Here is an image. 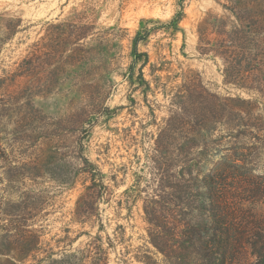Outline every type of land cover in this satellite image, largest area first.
<instances>
[{
	"label": "rangeland",
	"instance_id": "rangeland-1",
	"mask_svg": "<svg viewBox=\"0 0 264 264\" xmlns=\"http://www.w3.org/2000/svg\"><path fill=\"white\" fill-rule=\"evenodd\" d=\"M225 4L0 0V264H143L137 257L147 255L167 264L149 242L145 213L178 210L176 146L169 141L164 160L157 152L171 110L157 85L180 86L189 72L213 92L239 96L236 123L255 126L231 140L221 137L224 120L212 126L201 177L238 170L224 186L238 232L227 264H264V97L225 85L222 61L197 50L200 22L226 14ZM73 24L94 25L80 42L84 53L70 43ZM149 29L140 49L150 54L151 90L139 87L138 73L134 85L124 76L131 40ZM85 158L98 173L92 190ZM99 232L103 241L92 243Z\"/></svg>",
	"mask_w": 264,
	"mask_h": 264
},
{
	"label": "trees",
	"instance_id": "trees-1",
	"mask_svg": "<svg viewBox=\"0 0 264 264\" xmlns=\"http://www.w3.org/2000/svg\"><path fill=\"white\" fill-rule=\"evenodd\" d=\"M223 8L226 14L208 13L200 22L198 53L201 57L222 61L225 85L257 92L264 97V0H227ZM182 18L183 14H180L171 24L177 26ZM93 26L71 25L74 30L70 43L79 45L82 53L80 42L94 34L90 33ZM151 32V29L137 32L131 40V62L128 75H124L134 85L138 73L139 87L146 86L150 90L151 81L145 78L144 71L151 58L148 51L140 49V44L146 45ZM158 84L157 87L162 86L170 99L171 110L166 127L159 134L157 152L163 158L161 152L169 141L176 146L172 163L177 173L172 188L173 195H177L174 202L178 210L173 215L163 214L155 208L159 204L155 200V207H145L149 242L164 256L167 264H227L236 248L238 232L231 222L234 212L223 198L224 186L240 174L231 166L209 172L202 178V164L212 148L209 131L219 120L225 121L224 135L221 134L224 140H231V136L242 128L255 129V126L236 123L239 111L235 104L241 100L239 96L213 92L200 75L189 72L180 86L170 89ZM84 160L87 165L84 172L92 181L87 190H92L97 186L98 173L92 162L87 158ZM102 186L106 188L103 180ZM91 196L98 198V195ZM77 220L85 223L89 217H78ZM100 232L90 237L92 243L103 241ZM257 254L264 260V248ZM137 258L143 264H158L151 255H147L145 261Z\"/></svg>",
	"mask_w": 264,
	"mask_h": 264
}]
</instances>
